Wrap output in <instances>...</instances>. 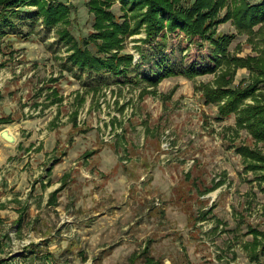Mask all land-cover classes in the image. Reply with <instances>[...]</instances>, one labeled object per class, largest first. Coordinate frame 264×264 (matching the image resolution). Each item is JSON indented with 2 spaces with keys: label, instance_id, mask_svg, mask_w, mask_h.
I'll use <instances>...</instances> for the list:
<instances>
[{
  "label": "rangeland",
  "instance_id": "obj_1",
  "mask_svg": "<svg viewBox=\"0 0 264 264\" xmlns=\"http://www.w3.org/2000/svg\"><path fill=\"white\" fill-rule=\"evenodd\" d=\"M44 1L67 8L65 24L46 29L37 7L28 5L20 6L9 24L0 23V132L9 129L23 144L40 146L46 138H39L42 132L51 135L45 146L51 148L56 139V147L42 165L68 155L67 176L81 180V192L60 211L45 208L22 237L8 226L3 235L9 232L15 246L0 231V245L6 246H0V260L28 252L30 239L42 237L40 243L51 253L25 264H264V255L250 261L264 244V168L250 170L254 162L236 151L242 147L264 158V144L236 124L235 114L217 121V104L204 98L218 79L226 76L227 81L228 71L230 88L246 87L252 79L248 70L224 65L212 74L168 78L156 87L134 78L122 84L107 75L87 76L70 68L71 44L59 35L67 32L82 45L96 33L91 0ZM244 1L256 5L262 0ZM95 2L106 4L122 22L120 0ZM224 14L225 9L221 18ZM140 28L123 43L133 64L140 62L139 49L145 57L151 54L150 46L139 42L145 37ZM221 36L230 38L228 56L262 60L264 23L239 30L227 21L215 29V37ZM164 46L171 63L212 66L208 41L174 33L166 35ZM153 63L136 74L150 76ZM258 88L256 95L264 93L261 84ZM257 165L264 167V160ZM61 211H71L81 230L77 246L65 253L57 230ZM253 230L259 236L256 246Z\"/></svg>",
  "mask_w": 264,
  "mask_h": 264
},
{
  "label": "trees",
  "instance_id": "obj_2",
  "mask_svg": "<svg viewBox=\"0 0 264 264\" xmlns=\"http://www.w3.org/2000/svg\"><path fill=\"white\" fill-rule=\"evenodd\" d=\"M181 1L120 0L123 20L118 23L112 12L107 10L106 4L91 0L89 7L94 14L93 28L96 29V33L83 39V44L78 45L67 32L63 31L59 35V40L66 45L71 44L66 62L70 68L87 76L101 78L107 75L122 84L128 82L126 80L134 78L145 82L149 87H156L168 78L193 79L212 74L224 65L230 69L233 67L232 71L239 67L246 68L252 78L246 87L230 88L232 73L225 72L229 77L226 82H224L226 76L220 77L222 79L217 80L219 81L217 88L204 91L205 103L217 104V121H222L231 114H235L236 124L246 130L255 142L264 144V93L256 95L260 92L259 84L264 88V54L261 61L260 58L242 60L230 57L228 56L230 38L227 36L215 37L216 27L227 21H232L239 30H250L264 23V0L256 5H250L244 0L239 3L238 0H194L190 7H183ZM22 5L37 7L35 14L42 18L43 26L46 29H52L59 23L65 24L67 8L62 4H48L44 0H0V23L9 24L8 20ZM144 7H146V11L142 13ZM223 9H225V14L221 18L220 12ZM135 13H138V16L135 17ZM128 17L132 18L134 26L127 24ZM136 19H139L138 22ZM141 25L145 28V37L139 42L150 46L148 53L151 54L150 57H145L143 51L139 49L140 62L133 64V57L123 53V43L128 37L137 34ZM174 33H181L189 39L196 37L208 41L212 47L208 53V59L212 66L203 67L191 64L183 67L167 60V56L164 54L166 35ZM158 39H160L159 44L155 42ZM89 45L93 46L94 52L89 49ZM154 61L155 63H153ZM148 63H153L152 68H154V70L151 69L150 76L136 74V72L140 73L141 66ZM248 99L252 101V105L245 104ZM236 151L243 159L254 162L253 165H250V170L264 168L257 165L264 160L260 154L242 147ZM21 220L22 217L19 221ZM249 233L254 234V246L258 245V232L253 230ZM259 246H261L259 252L250 256L251 262H256L259 256L264 255V244ZM5 261L0 260V264H4Z\"/></svg>",
  "mask_w": 264,
  "mask_h": 264
},
{
  "label": "crops",
  "instance_id": "obj_3",
  "mask_svg": "<svg viewBox=\"0 0 264 264\" xmlns=\"http://www.w3.org/2000/svg\"><path fill=\"white\" fill-rule=\"evenodd\" d=\"M13 135L16 138L15 145H10L0 138V231L2 236H5L3 234L6 232V228L12 225L15 234L22 237L24 230L28 231L33 223L34 217L37 218L36 221H40V212L45 208L60 211L63 205L78 200L81 192V180H73L72 176H67L69 165L64 163L68 155L63 156L65 159L62 161L57 160L56 164L48 163L46 167L42 165L45 162L44 159H48L49 153L54 152L56 147V139L51 148L45 146V143L53 141L51 135L42 132L39 138L46 137L43 140V146H40V143L25 145L19 138L20 136ZM69 212L58 213L57 230L58 238L63 240L62 253L77 246V233L81 232L73 223L71 211ZM21 217L22 220L19 221ZM19 222L21 223L19 224ZM7 233L8 237L5 236V240H9L13 246L15 240L9 232ZM24 235L29 234L27 232ZM70 237L77 238L70 240ZM32 240L30 239V242L27 243L30 246L33 245L28 252L22 251L23 255L20 254L21 252L9 253L4 259L6 260L4 264H25L26 260L39 262L40 258L45 256L43 254L51 253L50 248H47L44 243H40L44 241V238L34 237ZM0 246L6 249L5 244ZM0 254L4 255L1 251Z\"/></svg>",
  "mask_w": 264,
  "mask_h": 264
},
{
  "label": "water",
  "instance_id": "obj_4",
  "mask_svg": "<svg viewBox=\"0 0 264 264\" xmlns=\"http://www.w3.org/2000/svg\"><path fill=\"white\" fill-rule=\"evenodd\" d=\"M0 138L10 144V145H14L15 142H16V138L15 136L11 133V131L9 129H3L1 132H0ZM166 264H169V263H166Z\"/></svg>",
  "mask_w": 264,
  "mask_h": 264
}]
</instances>
